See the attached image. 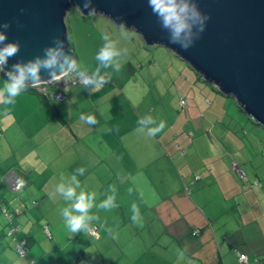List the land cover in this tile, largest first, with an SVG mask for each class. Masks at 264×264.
<instances>
[{
  "label": "crops",
  "instance_id": "1",
  "mask_svg": "<svg viewBox=\"0 0 264 264\" xmlns=\"http://www.w3.org/2000/svg\"><path fill=\"white\" fill-rule=\"evenodd\" d=\"M111 37L119 39L117 49H127V54L120 58L119 70L101 72L109 73L102 87L51 89V94L62 93L60 101L27 90L13 105H0L4 135L13 118L19 140L34 156L29 172L3 174L0 193L10 190L16 176L23 188L29 185L27 191L37 194L39 208L40 200L54 192L53 181L60 183L81 167L86 169L78 176L81 189L96 192L97 204L114 186L117 206L94 207L90 213L99 218L91 222L97 238L89 231L67 234L66 247L78 248L71 253L74 264H102V238L118 264H240L239 254L246 255L244 264H264V209H241L238 202L234 209L229 206L230 199L247 195L238 188L241 177L232 166L241 168L238 145H249L255 153L242 111L169 50H145L132 35ZM6 80L0 76V88ZM82 114L94 115L98 123H85ZM146 115L166 123L154 137L146 134L147 128L138 131L137 121ZM241 172L249 181V173ZM255 197L264 201V192ZM133 203L140 212L137 222L131 219ZM53 216L58 218L49 225L61 224L59 216L65 224L60 213ZM20 223L16 235L28 240L23 231L19 234ZM32 245L29 241L25 254ZM47 254L37 257L40 264H46Z\"/></svg>",
  "mask_w": 264,
  "mask_h": 264
},
{
  "label": "water",
  "instance_id": "2",
  "mask_svg": "<svg viewBox=\"0 0 264 264\" xmlns=\"http://www.w3.org/2000/svg\"><path fill=\"white\" fill-rule=\"evenodd\" d=\"M83 2L0 0V24L10 25L4 30L7 40L20 43L19 53L8 61L5 71L18 61L43 56L44 48L54 46V38L63 40L65 53L75 58L64 20L70 7H79L82 15H88ZM196 2L209 19L187 50L169 43V34L161 28L148 0H92V7L112 24L123 22L126 28H134L145 45L172 52L219 93L232 98L242 113L264 130V0ZM41 78L49 79L44 70Z\"/></svg>",
  "mask_w": 264,
  "mask_h": 264
},
{
  "label": "rangeland",
  "instance_id": "3",
  "mask_svg": "<svg viewBox=\"0 0 264 264\" xmlns=\"http://www.w3.org/2000/svg\"><path fill=\"white\" fill-rule=\"evenodd\" d=\"M64 22L71 50L76 61L80 64L81 70L85 69L92 72L99 66V62L96 61L95 57L104 44L102 33H108L110 39L116 42V47L120 45L119 39L114 38L115 40H113L111 37V35L120 34L115 33V31H120L119 27L99 14L82 15L78 9L70 7L66 13ZM111 31L115 34H111ZM129 35L141 41L140 36L134 31H129ZM127 41L131 43V37ZM143 49L151 52L156 51V49L168 51L166 48L150 47L145 45V43H143ZM105 70L109 71V69H100L101 72ZM0 76L4 77L1 73ZM214 90L216 91V89ZM223 98L226 103L231 106L233 105L237 111L240 110L232 98L225 97L224 95ZM10 109L14 110L15 107L12 106ZM244 118L246 120L247 135L248 138L251 139V146L255 149V153L253 150L249 149V145V147H243L242 144L238 145V150L243 152L240 154V169L249 173L247 176L250 180L248 181L247 177L246 180L242 178L239 180L237 178L238 188L242 192L245 190L247 195L241 196L238 198V201L234 200V198L230 199L229 206L234 209L237 206L235 202H238L241 209L243 206H252L254 210L258 211L259 209H264V201L260 200V203H258L255 197L256 192H264V130L245 114ZM9 122H11V124L8 136L4 135V132L0 128V166L2 164L1 168L3 170V172L0 171V189L2 188L1 180L3 179L4 173L5 175L10 172L16 174L17 170L29 172V160H31V162L34 160V156L30 155L29 146L23 144L19 140L16 125L13 124V118H9ZM250 130L254 131L256 134L250 133ZM258 132L261 135L257 134ZM25 156L27 158H25ZM232 173L235 174L234 171ZM243 174L246 176L245 173ZM254 174H257L261 181H259ZM255 182L259 183L254 185ZM39 184V181H37L36 185L39 186ZM52 184L53 188L50 189H54L55 192L58 181L55 180ZM28 186L18 192L8 190L7 192L1 191L0 193V198L2 200L0 203V231L3 230L5 233V237L0 241V264H40L37 257H40V255L42 256V254H46L45 256H47V253H50V258L48 261H43L46 264H51L53 262L52 259L55 260V264H74L71 263V253H78V248L75 252L71 247H66L69 245V241L66 240V242L65 238L70 231L65 228L61 216H59L61 224L53 223V227L48 224L51 218L52 220L58 218L53 215L61 214V210L67 206L68 202L59 194L53 195L54 192H51L49 193L50 196L40 200V206L37 208L36 204L39 202V197L33 190H31V193L28 192ZM34 202L37 203L32 204ZM2 205L5 206L7 212L15 217L12 222L14 226L20 227V220L23 221V227L19 229V234L21 235V231H23L25 236L30 237L29 241L34 244L30 246L33 247L32 250L29 249L30 253L27 252L24 256H19L16 253L15 244L12 237L9 235L10 226L6 222L3 212L1 211ZM15 220H17V222ZM45 227H47L48 230H45ZM47 233L51 236L50 238ZM101 240L102 242L101 244L99 243V245L103 249L101 254H103L104 258V261L101 263L118 264L117 261H114L116 259V254H114L108 246H105L104 238ZM94 242H96V240H94ZM120 257L126 259L125 256L121 254ZM84 264H87V262H84Z\"/></svg>",
  "mask_w": 264,
  "mask_h": 264
},
{
  "label": "clouds",
  "instance_id": "4",
  "mask_svg": "<svg viewBox=\"0 0 264 264\" xmlns=\"http://www.w3.org/2000/svg\"><path fill=\"white\" fill-rule=\"evenodd\" d=\"M148 5L158 18L161 28L168 32L169 43L177 44L183 50H187L194 45L204 31L206 22L209 19L207 15L200 11L196 0H148ZM77 8L80 10L79 7ZM83 8L89 10V15L97 13L96 9L92 7V0H84ZM117 26L123 38H127L129 31L134 30V28H126L123 22ZM9 27L8 23L0 24V73H5L7 76L3 87L0 88V105L4 106L13 105L16 98L33 85L52 83L59 77L71 76L73 73L85 88L102 87L108 82L109 73L105 72L104 75H101L100 69L119 70L120 58L127 54V49H117L116 42L110 39L108 33H102L104 44L95 57L96 61L99 62V66L89 75L86 71L81 70L80 64L72 55L65 53L64 41L54 38L52 42L54 46L44 48L43 56L38 55L26 62L18 61L12 65L10 71H5L8 61L20 51L18 41L8 42L7 40V34L4 30ZM42 70L47 73L48 80L41 78ZM80 119L89 125L98 123L94 115L82 114ZM137 123L140 126L138 131L144 132L147 128L146 134L149 137H154L166 127L165 121L161 120L157 124V121L151 115L141 117ZM149 125L154 126L148 127ZM85 171L86 169L81 167L76 169L67 179L62 176L61 182L56 185L53 193V195L59 194L68 202L67 206L61 210V215L66 227L73 234L89 231L91 222L99 219L98 216L90 214L94 207L109 210L117 206L114 186H110L109 191L111 194L99 204L96 203V192L81 189L78 176L84 175ZM78 189L81 190L78 192ZM131 191L132 189H129V193ZM132 213L131 219L134 222L141 219L139 208L135 203L132 204Z\"/></svg>",
  "mask_w": 264,
  "mask_h": 264
},
{
  "label": "built area",
  "instance_id": "5",
  "mask_svg": "<svg viewBox=\"0 0 264 264\" xmlns=\"http://www.w3.org/2000/svg\"><path fill=\"white\" fill-rule=\"evenodd\" d=\"M64 77H65V76H64ZM64 77H59V78H57L56 81H58V82H60V83H63V84H67V83H70V82H72V83H79V84H82V83L80 82L79 78H78L75 74H72L71 76H66V83H65L64 80H63ZM54 82H55V81H54ZM54 82H52V83H54ZM52 83H45V84H40V85H33V86H31L30 88H33L34 90H37V91H39V92H41V93H44V92H45L44 86H45V85H51ZM82 85H83V84H82ZM55 99L58 100V101H60V100L63 99V97H62L61 94H57V95L55 96ZM179 104H180L181 107H184V106L186 105V101H185V99H181ZM232 166H233V168L235 169L236 173H237L242 179H245V178H244V175H243L242 172H241V170H240L236 165H232ZM23 186H24V182L21 181V180H20L19 178H17V177L14 178V179L12 180V182L10 183V189H11L12 191H14V192L18 191V190L21 189ZM7 218H8L7 220L10 222L11 217L8 216ZM17 230H18L17 227H15V226H11L9 235L12 237V240L15 242V251H16V253H17L19 256H24V255H25V249H24V245H25V243H24V240H20V241H19V240H17V238L15 237V233L17 232ZM89 233H90L93 237L97 238V234H96L97 232H96V229H95L94 227H91V228H90ZM238 260H239L240 263H246V261H247V257H246V255L241 254V255H239Z\"/></svg>",
  "mask_w": 264,
  "mask_h": 264
},
{
  "label": "trees",
  "instance_id": "6",
  "mask_svg": "<svg viewBox=\"0 0 264 264\" xmlns=\"http://www.w3.org/2000/svg\"><path fill=\"white\" fill-rule=\"evenodd\" d=\"M1 74H3L4 77L7 78V76L5 75V73H1ZM73 74H75V73H73ZM88 74L90 75V73H88ZM101 75H104V74H101ZM63 80H64V82L66 83V76L63 78ZM74 85H81V86H84V85L79 84V83H72V82H70V83H67V84H63V83H60V82H58V81H55V82L52 83L51 85H45V86H44V89H45V92H44V93H41V92H39V91H37V90H34L33 88H29L28 90H29V91H32V92H35L36 94H38V95H40V96H45V97L52 96V98H53L54 100H56V99H55V96H56L57 94H61V95H62V93H60V92L58 91V92H55L54 94H51V93H50V90H51V89L61 90V88H63V87H66V86H74ZM62 97H63V95H62ZM56 101H57V100H56ZM244 178H245V177H244ZM244 180H246V178H245ZM257 184H258V182H255V183H254V185H257ZM24 186H25V184H24ZM24 186H23V187H24ZM23 187H22V188H23ZM20 190H21V189H19L18 191H20ZM11 191H12V190H11ZM18 191H16V192H18ZM12 192H14V191H12ZM32 204H35V202L32 203ZM1 211L3 212L4 218H5L6 222H8L10 228H11V226H14V225L12 224V221L14 220L15 217H14L11 213H9V212L6 211L4 205H2V207H1ZM8 216L11 217L10 222L7 220V219H8V218H7ZM4 237H5V233H4V231H0V241H1ZM15 237H17V239H18V236H17L16 234H15ZM18 240L20 241V240H23V239H18ZM28 240H29V238H28ZM28 240H27V239H24V243H25V245H24L25 253H26V246H28V243H29ZM239 255H241V254H239ZM239 255H238V258H239ZM244 255H245V254H244ZM239 263H240V262H239ZM240 264H244V263H240Z\"/></svg>",
  "mask_w": 264,
  "mask_h": 264
}]
</instances>
